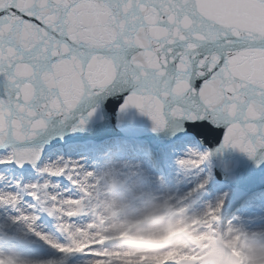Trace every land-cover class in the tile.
<instances>
[{"label": "snow or ice", "instance_id": "6c2138e0", "mask_svg": "<svg viewBox=\"0 0 264 264\" xmlns=\"http://www.w3.org/2000/svg\"><path fill=\"white\" fill-rule=\"evenodd\" d=\"M104 96L122 97L119 111L138 110L155 130L169 120L222 130L221 149L259 155V164L264 0H0V204L5 193L20 198L26 165L37 177L32 184L49 180L69 200L83 195L80 182L93 172L72 160L48 161V133L53 121L75 119L81 105L91 110L72 131L83 130ZM210 156L190 151L178 163L195 170ZM54 166L61 172L50 175ZM59 178L70 187L54 183ZM22 203L35 207L31 192ZM222 208L223 200L207 211ZM0 209L18 222L10 205ZM93 251L57 259L91 264Z\"/></svg>", "mask_w": 264, "mask_h": 264}, {"label": "clouds", "instance_id": "9594fccd", "mask_svg": "<svg viewBox=\"0 0 264 264\" xmlns=\"http://www.w3.org/2000/svg\"><path fill=\"white\" fill-rule=\"evenodd\" d=\"M82 180L91 194L77 211L89 215L95 231L110 236L107 243L115 249L137 253L134 259L147 255L159 257V264H192V256H203L207 239L213 252L201 264H215L217 250L222 264H264V231H247L231 222L221 226L220 214H209L207 206L193 211L196 189L178 195L161 183V189L155 190L139 164L114 159L91 177L85 173ZM44 199H48L46 193ZM232 246L240 256L231 255ZM166 253L178 255L164 258ZM0 259L4 264H27L16 254Z\"/></svg>", "mask_w": 264, "mask_h": 264}, {"label": "bare ground", "instance_id": "6f19581e", "mask_svg": "<svg viewBox=\"0 0 264 264\" xmlns=\"http://www.w3.org/2000/svg\"><path fill=\"white\" fill-rule=\"evenodd\" d=\"M196 142L197 139L194 135H184L176 138H170V143L160 146V151L154 154L152 161H149L147 158L140 157L141 150L138 151L137 149H134L133 153L129 151L127 152L125 150L128 146L132 147L131 145H135L137 148L139 145H142V143L137 142L136 139L131 140L125 136H121L118 145V150H120V148L121 150L118 154L114 152L116 151L114 142H108L99 146V152H97L92 142H86L48 151L47 159L48 161H55L60 158L63 160H72L78 162L85 171L91 172H98L108 159L139 164L140 167L149 174L153 189L160 190L162 183L163 186H168L171 192H175L178 195H184L192 191V189L195 188L197 184L205 179L203 169L201 167L199 169L189 171L182 169L177 175L176 167L172 165V161L175 155L181 159H185L188 157L190 151L197 152L195 149L187 148L188 146L186 145V143ZM112 145H114V147H112ZM158 162L163 163V166L159 168V166H157ZM206 162L207 170L210 173L209 175H211L210 177L213 179L212 174L213 170L215 169V164L211 156ZM27 172L28 170H26V172L23 173L24 175L21 176L25 183L29 182L30 179L32 181L34 178H37L32 172V169L29 172L30 179L28 178ZM60 172L61 169L55 166L49 170L50 175H57ZM165 177L166 180L164 181L163 179ZM58 180L62 189L70 187L67 184V181H64L63 178H59ZM56 183H58V181ZM28 184L25 185L23 192H30V189H32L27 187ZM40 184H43L46 187L45 193L48 196L46 201L49 202V204L53 201L57 204V209L51 221L47 222L45 219L40 218L37 213L33 212V207L30 205L21 203L20 205L18 204V209L25 217V224H21L20 227L24 228L25 230L36 231L34 239L37 245H40L38 251H40L41 256L45 252L44 257L47 259V261L54 258V260H59V262H62V260L57 259L58 255L69 257L78 253H85L88 249H95V251L91 253V255L94 257H97L96 254L99 253L104 254V250H106L108 253L112 252V262L110 264H154L155 261H149L151 257L147 255H140L138 262L132 261L133 257L135 255L137 256V253L128 251L122 252L115 249L112 245H109L110 243H107V241L111 240L112 238L107 234L95 231V225L90 222V216L77 211L80 205L76 202L77 198L71 200L66 199L62 191L58 190L59 186L50 183L49 180H44ZM32 185L36 186V184ZM210 185L211 184H207L204 189L197 192L192 198L193 200H196V197H200L192 207L193 211H202L205 205L215 206L216 201L219 202L222 199L225 190L222 189L220 185H214L213 187ZM188 186H191L190 189ZM175 188H179V190H176ZM79 190L88 192L90 196V187L85 186L83 180L80 182ZM52 194H56L60 196V198H54V200H50V195ZM70 194L74 196L75 192L72 191ZM21 195L23 196L24 193H21ZM3 197H6L7 199L5 200L11 204L13 201H15L16 204L18 201H21V199L13 198L7 193H5ZM252 200L254 201V205L251 207L252 210L241 209V206H239L236 210V216L234 215L231 219H229V221H224L222 226H225L231 222L234 225L242 226L247 231H264V193L252 198ZM56 204L52 203V205ZM5 212H9V210L7 211L6 209ZM9 216L10 214L8 216L6 215L8 219ZM60 225L65 228L63 238L64 241L66 240V243L63 245L60 243L59 235L56 236L54 231L55 227H60ZM1 226L2 225L0 224V236L6 235L8 237H12L15 235V228L9 232L7 229L2 228ZM67 237H71V240L69 241ZM232 247L235 248L234 246ZM2 248L3 247L0 246V255L2 254V257H7L5 256L6 253L10 252L8 256L16 254L25 259L27 264H32L36 259L31 257L28 252L23 250L16 252L9 249L6 251ZM168 254L169 253H166L164 256H167ZM172 255L175 256L178 254L172 253ZM91 264L106 263L93 259Z\"/></svg>", "mask_w": 264, "mask_h": 264}, {"label": "water", "instance_id": "95a60500", "mask_svg": "<svg viewBox=\"0 0 264 264\" xmlns=\"http://www.w3.org/2000/svg\"><path fill=\"white\" fill-rule=\"evenodd\" d=\"M96 103L99 104V108L95 115L87 121L83 130L72 131V128L78 123L80 115H87V112L91 110L84 105L76 110V118L64 125L53 121V126L48 133L51 139L45 148L46 157H48L49 150L86 142H92L99 152V146L115 139H121V136L143 138L153 148H157L170 143V138L194 135L208 153H211L216 178L230 184L235 190L236 199L233 206L229 213H224L227 220H229L228 214L241 204L264 192V161L258 164L259 155L252 159L231 148L221 149L222 130L204 131L207 125L194 126L187 121L175 120H169L163 130H155L152 121L147 116L141 115L138 110L129 108L125 112H120L122 97L104 96L97 98ZM24 169H28L27 173L30 176L31 167L26 165ZM208 254L200 257L198 262L201 263L203 259H207ZM231 255L235 256L232 253ZM217 264H222V261Z\"/></svg>", "mask_w": 264, "mask_h": 264}, {"label": "rangeland", "instance_id": "374dc122", "mask_svg": "<svg viewBox=\"0 0 264 264\" xmlns=\"http://www.w3.org/2000/svg\"><path fill=\"white\" fill-rule=\"evenodd\" d=\"M128 138L131 139V140L136 139L137 142H140V143H142V145L143 144H145V145H143V146L139 145V147H137V148L135 147V145H131L132 147L128 146L125 150L127 152L129 151V152H132V153L134 152V149H137L138 151L141 150L140 157L147 158L149 161H152L153 157H154V154L158 153L160 151V147L157 148V149H154L153 147H151L149 145L147 140H145L143 138H136V137H128ZM110 142L111 143H113V142L115 143V150L116 151H114V152H116L117 154L120 153L121 148H120V150H118V145H119L120 139L112 140ZM186 145L188 146L187 148L195 149L198 153H205L207 151L205 149V147H202L198 143V141L196 143H186ZM112 147H114V145H112ZM179 160H181V158H179L178 156L175 155V157L173 158V161H172V165H174L176 167L177 175L182 170V167L178 163ZM157 166H159V168H160V167L163 166V163H159L158 162ZM201 168L203 169V172H204V178L208 179V183L207 184H211L210 185L211 187H213L214 185H218V186L220 185V187L225 190L224 191V195H223V197L221 199V200H223V208H222V211H221V213L219 215V223L222 226L224 221H229V220L226 219V216H225L224 213H229L231 208H232V206H233V203H234V201L236 199L235 190H234L233 187H231L230 184H227L225 182H220L219 180H217V178L214 176V174H212L213 175V179H211V177H210L211 175H209L210 173L207 170V162H205L201 166ZM25 172H26V170H21V173H20L21 176H23L24 175L23 173H25ZM28 178L30 179V176H28ZM163 180L165 181L166 177ZM57 181L59 183V180H55L54 183H56ZM29 183L30 184H28L27 187L32 188V189H30V192L32 193L33 198L35 199V207L32 208L33 212L37 213L39 215V217L42 218V219H45V221L50 222L51 219L54 217V213H55V211L57 209L56 202L53 201L52 203H54L56 205H52V203L49 204V202L45 201V199H44V193H45V190H46L45 185H43V184L41 185L40 184L38 186L37 185L33 186L32 183H31V179H30ZM188 187L190 189L191 186H188ZM167 188L169 189L168 186H167ZM175 189L179 190V188H175ZM26 191H28V190H26ZM79 192L82 193L83 195L79 196V195H77L75 193L74 196L77 195L76 202L81 205L82 203H84L83 202L84 201L83 198L86 197V196H89V194H88V192H85L83 190L82 191L79 190ZM22 193H25V192H22ZM23 196L22 195L20 196L21 198H19V199H21V201H18L17 204L15 203V206H13V202L11 204L7 200H5V199H7L6 197H3V202H2V204H0V206H3L5 204L6 205H10L12 210L14 212L18 213L19 215H18V222L15 223V224H12L10 222V220L6 217V215L7 216L9 214L10 215H14V213H12L10 210H9V212H5L6 209H0V224L2 225L1 227L7 229L9 232L13 228L16 229L15 232H14L15 235H13L12 237L11 236L8 237L6 235H1L0 236V246H2L3 247L2 249H5L6 251L9 249V250H14L16 252L20 251V250L28 252L31 257H33L34 259L36 258L33 261L32 264H48V263H50V264H64L63 260H62V262H59V260H54V258L49 260V261H47V259L44 257L45 256V252L41 256L40 255V251H38V248H39L40 245H37V243H36V241L34 239L36 231L25 230L24 228L20 227L21 224H23V225L25 224V217L20 212V210L18 209L17 205L18 204L20 205L22 203ZM54 198L58 199V198H60V196H58L56 194L50 195V200L51 199L54 200ZM199 198L200 197H196V200H194L195 203L197 202V199H199ZM217 202L218 201H216V203ZM195 203L193 204V206L195 205ZM253 205H254V201L251 199V200L245 202L244 204H241L240 208L241 209H251V207H253ZM205 207H206V205H205ZM205 207H203L202 211L205 209ZM45 208L50 209V211H44L43 209H45ZM237 209H235L230 214H228L229 219H231L234 215L236 216V210ZM64 229L65 228L60 225V227H55V230H54L55 231V235L56 236L59 235L60 243L62 245L66 243V240L64 241V238H63L64 237L63 234L65 233ZM67 239H69V241H70L71 237H67ZM97 245H100V244H97ZM109 245H111V244H109ZM212 248H213V245L211 243H209L208 240L206 239L205 240V246L203 248V255L208 253ZM104 251H105L104 254H100V253L96 254L97 257H95V259L96 260H100L103 263L110 264L112 262V254L113 253L112 252L108 253L106 250H104ZM231 253H234L237 257L241 255L238 252V250L236 248H233V247H232ZM9 254H10V252L6 253L5 256H8ZM216 255H217V259L218 260H222V254L219 253L218 250L216 251ZM171 256H174V255H172V253H169L167 256H164V258H169ZM199 256H201V255H195L194 257H192V264H198L196 262V259ZM135 257H137V256L135 255L133 257L132 261H137L138 262L139 258L138 259H134ZM0 258H2V254L0 255ZM149 261H155L156 263L159 264L160 258L159 257H151ZM0 264H4V261L0 260ZM133 264H135V263H133Z\"/></svg>", "mask_w": 264, "mask_h": 264}]
</instances>
